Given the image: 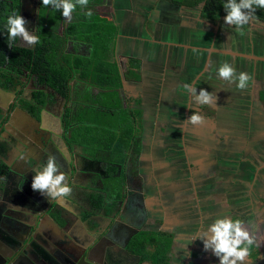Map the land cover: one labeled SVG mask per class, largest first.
Listing matches in <instances>:
<instances>
[{
  "label": "crops",
  "instance_id": "1",
  "mask_svg": "<svg viewBox=\"0 0 264 264\" xmlns=\"http://www.w3.org/2000/svg\"><path fill=\"white\" fill-rule=\"evenodd\" d=\"M106 2L109 11L87 7L119 26V93L127 83L141 96L143 133L133 168L139 184L121 188L110 212L91 206L90 194L104 195L105 184L92 174L83 177L93 172L92 158L81 147H67L60 120L64 99L45 87L53 99L40 118L16 107L0 133V161L10 170L0 184V264H153L127 250L130 236L141 230L171 235L169 264H219L202 240L190 238L224 215L243 221L254 238L247 264H264V119L261 105L251 101L255 91L264 92V61L212 50L264 56V23L253 20L259 36L237 37L235 26L220 30L217 21L200 17L199 7L162 0ZM224 63L252 77L246 89L218 77ZM185 84L197 94L204 89L215 95V119L186 123L195 103ZM12 97L0 88L3 111ZM151 126L156 131L151 133ZM235 138L246 145L243 152L232 151ZM49 155L56 156L72 188L63 201L31 188L35 170ZM186 243L190 256L182 247Z\"/></svg>",
  "mask_w": 264,
  "mask_h": 264
},
{
  "label": "trees",
  "instance_id": "2",
  "mask_svg": "<svg viewBox=\"0 0 264 264\" xmlns=\"http://www.w3.org/2000/svg\"><path fill=\"white\" fill-rule=\"evenodd\" d=\"M166 1L199 7L200 17L210 21L224 20L226 15L222 6L226 0ZM13 11L20 13V0H0V88L13 94L6 111L0 108V133L16 107L40 118L53 99L45 87L60 95L64 99L62 138L67 147L80 146L88 157L105 163L110 174L105 194L101 190L90 194L91 206L110 212L122 188V178L115 174L136 159L142 136V109L124 103L119 93L121 74L115 58L119 26L108 15L79 6L69 22L59 10L45 8L38 0L34 34L40 43L23 46L18 38L10 41L5 29ZM89 11L91 16L86 15ZM255 15L253 20L264 23V9L257 8ZM8 170L0 161V179ZM50 212L61 222L57 212ZM170 245L169 233L141 230L130 238L127 250L141 261L169 264Z\"/></svg>",
  "mask_w": 264,
  "mask_h": 264
},
{
  "label": "clouds",
  "instance_id": "3",
  "mask_svg": "<svg viewBox=\"0 0 264 264\" xmlns=\"http://www.w3.org/2000/svg\"><path fill=\"white\" fill-rule=\"evenodd\" d=\"M41 3L45 8L50 6L54 10H59L64 19L71 22L72 14L77 7L86 8L89 0H41ZM222 6L226 12L225 24L235 26V30L243 35V27L256 18V9H264V0H226ZM86 15L91 16L92 13L89 11ZM27 23L28 21L17 11L9 14L5 22L8 39L15 41L19 37L29 46L39 44V37L27 29ZM217 75L227 84H234L240 90L246 89L252 80L248 73H237L228 63L218 68ZM184 88L196 104H212L216 101L215 95L204 89H200L197 94L195 86L185 84ZM185 121L194 126L200 125L204 122V117L193 112ZM67 181V174L61 170L56 156L49 155L45 164L35 170L31 188L50 200L63 201L72 193ZM195 239L202 240L204 250H211L219 259V264H247L250 246L254 244V238L245 228L244 222L232 219L228 215L216 218L205 230L191 237L190 242ZM189 243L182 245L185 256H190L186 250Z\"/></svg>",
  "mask_w": 264,
  "mask_h": 264
},
{
  "label": "flooded vegetation",
  "instance_id": "4",
  "mask_svg": "<svg viewBox=\"0 0 264 264\" xmlns=\"http://www.w3.org/2000/svg\"><path fill=\"white\" fill-rule=\"evenodd\" d=\"M37 2L38 0H34V17H33V24H34V21L36 19V12H37ZM25 6V0H20V13L19 15L22 16L23 12H24V7ZM256 23H262V22H259L257 21ZM34 27V26H33ZM123 93H122V97L125 99L124 103H127V102H130V105H140L142 104L141 100L140 99V94H136L134 91L133 88H131L127 83L124 84L123 86ZM138 100V101H137ZM251 101L254 102V104H257L259 103V105H261V107L263 108L264 110V92L262 93V91H258L257 94H256V98H254L253 96L251 97ZM261 118V116H260ZM264 119V117H263ZM142 133H143V125H142ZM141 142H142V136H141ZM75 146L77 145H74L73 147L75 148ZM77 147H80V146H77ZM72 149V148H71ZM90 161L92 162L90 164V168H91V171L93 172H89L90 170H88L87 173L83 174V177L86 178V180H88V178H90L91 174L92 175H95L94 177V180L96 182V180L101 184L100 181L105 182L109 179V176L110 174L106 171V168H105V163H103L102 161H99L97 159H90ZM93 162L98 164V167L95 166L93 164ZM135 164H136V159L133 160V161H129V163L127 164V166L124 167V169L122 170L121 168L118 169V172L115 174V176H121L122 178V188L125 189L126 185L129 186L131 182H133L134 186H137L139 184V181L136 180V179H133V168L135 167ZM121 171V172H120ZM10 170H8L4 175L1 176V179L0 180H4L3 183L5 182V179L6 177H9L10 175ZM95 172V173H94ZM123 174V176H122ZM6 176V177H5ZM135 196V195H134ZM136 198L135 199H138V196H135ZM137 203L139 204L138 200H137ZM130 235V233H129ZM132 237V236H130ZM130 239H128L129 241ZM124 242V240H123ZM127 244V243H126ZM126 246V245H125Z\"/></svg>",
  "mask_w": 264,
  "mask_h": 264
},
{
  "label": "rangeland",
  "instance_id": "5",
  "mask_svg": "<svg viewBox=\"0 0 264 264\" xmlns=\"http://www.w3.org/2000/svg\"><path fill=\"white\" fill-rule=\"evenodd\" d=\"M161 2V1H160ZM159 2V3H160ZM162 2L163 3H168V2H166V1H164V0H162ZM88 4H90L91 5V7H93L94 9H97V10H103V8H105L104 9V11H109L108 9L109 8H107V7H105V5H107V2H106V0H89V3ZM110 4H112V2H110ZM34 0H25V8H24V12H23V14H22V17H24L27 21H28V23H27V25H26V27H27V29L29 30V31H32L33 32V17H34ZM103 7V8H102ZM165 12V11H164ZM162 16H164L165 18H167L166 16H169V14L167 15H163L162 14ZM255 21V20H254ZM254 21L252 20V21H250L246 26L247 27H243V36H249V37H256V36H259L260 35V33L259 32H257L254 28V26L256 25L255 23H254ZM226 26H228L227 24H225V22H224V20H220V21H217V27H219V29L220 30H222V29H224L223 27H226ZM251 26H253V27H251ZM152 27V26H151ZM150 27V28H151ZM237 33H238V31H237ZM237 34H235V36H236ZM242 35H240V34H238L237 35V37H241ZM21 42L22 43H24V44H26L23 40H21ZM27 45V44H26ZM29 87L30 86H28L27 87V89H29ZM10 94H12L11 92H10ZM13 95V94H12ZM13 98V97H12ZM254 98H256V91H255V93H254ZM264 102V101H263ZM264 105V104H263ZM195 106V107H194ZM196 106H197V104L195 103L193 106H192V110L190 111V113H189V115L188 116H190L193 112H197V113H199L201 116H203L204 117V119H212V117L215 119L216 117H217V115L219 114V111H218V109L215 107V106H213V105H211V104H200L197 108H196ZM234 111H236V110H234ZM243 111V113L244 114H242L243 116H245L246 118H247V114H246V110H242ZM239 112V111H238ZM162 114H163V111H158V116L160 117V115L162 116ZM223 115V114H222ZM256 116L255 117H258V113L256 112V114H255ZM259 115H263V117H264V110L263 109H261V113L259 114ZM157 116V117H158ZM252 118V117H251ZM166 127V126H165ZM155 127H152L151 126V128L149 129V127H148V129L150 130V132L152 133V131L154 132V130L156 131V129H154ZM211 133H214L215 134V131H211ZM217 136H220V137H222V135H217ZM233 137H235V136H233ZM246 147V145H239L238 144V142H237V140H236V138H235V140H234V145L231 147V149H232V151H234V150H241V152H243V149H246L245 148Z\"/></svg>",
  "mask_w": 264,
  "mask_h": 264
},
{
  "label": "water",
  "instance_id": "6",
  "mask_svg": "<svg viewBox=\"0 0 264 264\" xmlns=\"http://www.w3.org/2000/svg\"><path fill=\"white\" fill-rule=\"evenodd\" d=\"M212 50L216 52H220V53L239 55V56H243V57L250 58L253 60L264 61V56H260V55L240 53V52H234V51H228V50L216 49V48H212Z\"/></svg>",
  "mask_w": 264,
  "mask_h": 264
}]
</instances>
